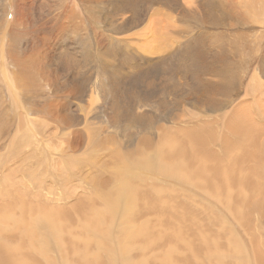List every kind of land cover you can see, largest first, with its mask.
<instances>
[{
	"label": "rangeland",
	"instance_id": "374dc122",
	"mask_svg": "<svg viewBox=\"0 0 264 264\" xmlns=\"http://www.w3.org/2000/svg\"><path fill=\"white\" fill-rule=\"evenodd\" d=\"M211 2L187 16L183 37L218 30L214 39L228 41L220 71L201 52L182 64L169 42L159 56L137 53V42L155 37L135 31L141 19L173 20L187 0H0V216L10 217L0 222V264H264V90L248 97L256 129L235 115L240 102L254 108L244 101L253 76L264 83V18L243 8L258 0ZM238 21L260 46L248 68L251 56L234 47ZM236 73L238 93L229 92ZM188 138L204 141L193 148ZM160 146L174 171H159ZM240 150L254 156L228 164ZM206 154L207 162L195 157Z\"/></svg>",
	"mask_w": 264,
	"mask_h": 264
},
{
	"label": "bare ground",
	"instance_id": "6f19581e",
	"mask_svg": "<svg viewBox=\"0 0 264 264\" xmlns=\"http://www.w3.org/2000/svg\"><path fill=\"white\" fill-rule=\"evenodd\" d=\"M209 1V0H208ZM210 2V1H209ZM186 3V2H185ZM188 4V3H187ZM190 5V4H189ZM211 5V4H210ZM250 5L251 4H249V2H246L245 4H244V9H247V11H248V15L252 18L251 20L252 21H255V17L257 18V21H259V18L261 17V16H263V18H264V0H258V2L256 3V4H252L253 5V7H250ZM207 6V5H206ZM208 8V7H207ZM205 9H206V7H205ZM252 11H251V10ZM208 10V9H207ZM209 20V19H208ZM230 21H232V20H230ZM209 23H210V21H208ZM212 22V21H211ZM213 23V22H212ZM211 23V24H212ZM155 24V23H154ZM226 24V23H225ZM241 23H240V21H238L237 22V24H235L234 26V36H235V38H236V43H235V48L236 49H239L240 51H242V56H243V54H248V55H250L251 57L249 58V60H248V64L245 66V64H244V62L242 63V66H243V68H248V66L249 65H251V64H249V61L254 57V56H256V52L260 49V46H258V45H256V44H252V42L250 41V37L251 36H253L254 35V32H255V29H252V26H250L249 27V29L248 30H245L244 29V26H245V24L246 23H242L241 25H240ZM156 25V24H155ZM155 25H153V26H155ZM211 27V26H210ZM212 28V27H211ZM210 28V29H211ZM247 28V27H246ZM230 31V30H229ZM224 32H226V31H224ZM224 35V34H223ZM203 37V36H202ZM253 38V37H252ZM259 39V38H258ZM238 40H240V42L238 41ZM228 42V41H227ZM231 42V41H230ZM229 42V43H230ZM255 43V42H254ZM196 44V43H195ZM205 44V43H204ZM227 44V43H226ZM232 44V43H231ZM184 45V44H183ZM194 46V45H193ZM230 46V45H229ZM156 47L159 49V46H157L156 45ZM12 49V48H11ZM235 49V50H236ZM198 50V49H197ZM231 50H233V48L231 47ZM236 52V51H235ZM235 54V53H234ZM198 57H200V56H198ZM258 57V56H257ZM256 57V58H257ZM201 58V57H200ZM219 58V57H218ZM224 59V58H223ZM227 59V58H226ZM243 59V58H242ZM225 60V59H224ZM254 60H256V59H254ZM258 60V59H257ZM261 60L262 61H264V58H261ZM222 61V60H221ZM226 61V60H225ZM229 61V60H228ZM15 62V61H14ZM16 62H18V61H16ZM15 62V63H16ZM21 62H22V60H21ZM20 62V63H21ZM254 62V61H253ZM13 63V62H12ZM226 63V62H225ZM237 63V62H236ZM195 64H197V63H195ZM238 64V63H237ZM23 65V64H22ZM28 65V63L26 64V66ZM223 65H226V64H223ZM240 65V64H239ZM238 65V66H239ZM229 65H227V66H225V67H228ZM255 66V65H254ZM237 67V66H236ZM250 67V66H249ZM238 68V67H237ZM20 69V68H19ZM205 69V68H204ZM203 69V70H204ZM254 71H256L255 69H253ZM198 71V70H197ZM228 72V71H227ZM227 72L226 71H224V73H226L227 74ZM249 72V71H248ZM222 73H223V71H222ZM261 73L263 74L264 72L263 71H261ZM208 74V73H207ZM211 74V73H210ZM260 74V73H259ZM23 75V74H22ZM21 75V76H22ZM219 75V74H218ZM220 77V76H219ZM226 78H228V74L226 75ZM252 78V77H251ZM262 78V77H261ZM220 79V78H219ZM218 79V80H219ZM243 79V78H242ZM251 80V79H250ZM259 81V82H258ZM238 83H239V81H238V78H237V73L236 74H233V76L231 75V78H229V80H226V88H230L231 89V91H229V92H232V91H236L237 93H238V87H239V85H238ZM219 84V83H218ZM222 85V84H221ZM224 86V85H223ZM216 87V86H215ZM225 88V87H224ZM221 89V88H220ZM263 90H264V83H262V82H260V77H258L257 75L254 77L253 76V79L251 80V83L249 82V86L247 87V89H246V93H245V96H246V100L244 99V101L246 102V105H247V107L248 108H251V107H254L255 105H254V103H253V100L251 101V100H249V96H253V93H254V95L256 96V94L257 93H259V94H263L262 92H263ZM226 91V90H225ZM228 92V93H229ZM234 93V92H233ZM218 94V93H217ZM215 96V95H214ZM95 97V96H94ZM93 97V98H94ZM212 97V96H211ZM230 98V97H229ZM3 99V98H2ZM117 102V101H116ZM219 102V101H218ZM219 103H221V102H219ZM241 103V102H240ZM240 103H239V107H240ZM211 105H214V106H216L217 105V103L216 102H214V103H212ZM237 106V105H236ZM235 106V107H236ZM257 109H258V111H261V112H264V100H262V103L261 104H259V102H257ZM239 107L236 109V113H235V115L236 116H238V117H240V119H241V117L242 116H245L246 118H245V122L247 121V120H251V122H248L247 123V130H254V129H256V127L257 126H255V123H253V121H252V118H254V115L256 114V107H254V108H252L251 110H249V111H241V110H239ZM189 110V109H188ZM188 110H186V111H188ZM234 112V111H233ZM189 113V112H188ZM250 117V118H249ZM198 118V117H197ZM196 119V118H195ZM240 119H239V121H238V124H237V129H236V132L238 133L239 132V122H240ZM211 121V120H210ZM195 122V121H194ZM197 123V122H196ZM210 123V122H209ZM178 125V124H177ZM192 125V124H191ZM250 126H253V128H250ZM226 129V128H225ZM228 129V128H227ZM190 130V129H189ZM192 130V129H191ZM191 132V131H190ZM261 132L262 133H264V128L261 130ZM196 134H198V133H196ZM229 134V133H228ZM199 135V134H198ZM201 135V134H200ZM200 135H199V137H200ZM246 135H247V133H246ZM245 135V136H246ZM189 136V135H188ZM202 136V135H201ZM206 136H209L208 134H206ZM263 136V135H262ZM194 138H195V136H193ZM203 137V136H202ZM190 138V137H189ZM186 139V141L185 142H189V144L191 145V146H193V148L194 147H197L198 145H200L199 144V141L201 142V141H204V140H202L203 138H201V140L200 139H198V141L197 142H195L194 141V138H191V139ZM158 139V138H157ZM177 139V138H176ZM192 140H193V142H195L194 143V145H192L193 144V142H192ZM183 141H184V139H183ZM244 141L245 142H248L249 141V139L247 138V137H245L244 138ZM177 142V141H176ZM187 142V143H188ZM198 143V144H197ZM205 143V142H204ZM263 145H264V139H263V141L261 142ZM203 144V143H202ZM202 144H201V146H202ZM197 145V146H196ZM230 145V144H229ZM228 145V146H229ZM176 146V145H175ZM178 146H180L179 144L176 146V147H178ZM24 148V147H23ZM31 148V147H30ZM185 148V147H184ZM231 148V147H230ZM167 149V148H166ZM176 149V148H175ZM178 149V148H177ZM205 149V148H204ZM158 154L156 153V155H155V153L153 154L154 156H153V158H154V160H155V162L157 163V164H159L160 166L158 167V169H159V171L160 170H162V169H165L166 168V165L165 164H163V155H164V151H163V147L162 146H160V147H158ZM156 150V151H157ZM186 150V149H185ZM184 150V151H185ZM189 150V149H188ZM232 150H233V148L232 149H230V152H232ZM183 151V150H182ZM208 151V150H207ZM228 152H229V150H227ZM238 151V150H237ZM200 152V151H199ZM24 153V152H23ZM153 153V152H152ZM182 153V152H181ZM190 153V152H189ZM208 153H209V151H208ZM215 153V152H214ZM226 153V152H225ZM233 153H234V151H233ZM240 153L242 154H237V152H235L234 153V156H233V154H231V153H229L230 154V156H231V158L230 157H228V161L229 162H227L228 164L230 163V164H234V163H236V164H240L241 166L244 164V162H246V161H248V160H250V158H251V155L252 154H250V153H246V155L244 154V153H242V150H240ZM183 154V153H182ZM191 154V153H190ZM197 154V153H196ZM198 154H200V153H198ZM197 154V155H198ZM211 154V153H210ZM167 155V154H166ZM212 155H214L213 153H212ZM184 156H186V155H184ZM188 156V155H187ZM192 156V155H191ZM203 156V158H201V156L199 155V156H196L195 155V157H196V159H197V157H199L200 159H203L205 162H207L208 160H209V155L207 156V154L204 156V155H202ZM224 156V155H223ZM252 156H254V155H252ZM165 157V156H164ZM176 157V156H175ZM189 157V156H188ZM163 158V159H162ZM193 158V157H192ZM199 158L197 159V160H199ZM179 159V158H178ZM189 159H190V157H189ZM189 159H187V160H189ZM255 159H256V156H255ZM182 160V159H181ZM190 161V160H189ZM255 161V160H254ZM27 162V161H26ZM198 162V161H197ZM197 162H195V163H197ZM199 162H200V160H199ZM202 162V161H201ZM221 162H222V160H221ZM261 162H262V160H261ZM28 163V162H27ZM190 163V162H189ZM193 163V162H192ZM212 165L214 166V167H216V168H219L220 166H221V164H220V161L219 160H212ZM26 164V163H25ZM202 164H203V162H202ZM261 164H263V162L261 163ZM250 165V164H249ZM260 165V164H259ZM191 166V165H190ZM202 166V169H203V165H201ZM233 166V165H232ZM251 166V169H252V165H250ZM230 168H232V167H230ZM259 168V167H258ZM167 171H174L173 169H171V168H168V166H167ZM190 169V168H189ZM206 170V169H205ZM222 173H223V171H225V169H224V167L223 168H220L219 169ZM230 170H232V169H230ZM158 171V172H159ZM166 171V172H167ZM192 171V170H191ZM190 171V172H191ZM194 171V170H193ZM242 172V171H241ZM35 173V172H34ZM168 173V172H167ZM180 173H182L181 171H180ZM227 173V172H226ZM259 172H256V174H258ZM32 174V173H31ZM233 174V173H232ZM247 174V173H246ZM260 174V173H259ZM34 175V174H33ZM179 175V174H178ZM196 175V174H195ZM199 175V174H198ZM239 174H236V176H238ZM242 175H243V173H242ZM253 175V174H252ZM176 176H177V174H176ZM202 176H204V175H202ZM209 176V178H210V175H208ZM221 176H223V174H221ZM17 177V176H16ZM160 177V176H159ZM180 177V176H179ZM188 177V176H187ZM215 177L216 176H214V179H215ZM247 177V176H246ZM196 178L197 177H195V180H196ZM204 178V177H203ZM213 178V177H212ZM211 178V179H212ZM244 178V177H243ZM34 179V178H33ZM222 179H223V177H222ZM246 179V178H245ZM256 179V178H255ZM197 180H198V178H197ZM196 180V181H197ZM217 180V179H216ZM228 180V179H227ZM226 180V181H227ZM202 181H203V179H202ZM229 181V180H228ZM234 181V180H233ZM239 181H241V180H236V183H238ZM242 181H244V180H242ZM241 181V182H242ZM253 181H254V179H253ZM201 182V181H200ZM214 182H217V181H215L214 180ZM222 182V181H221ZM225 182V181H224ZM232 182V181H231ZM235 182V181H234ZM234 182H232L233 184H235ZM246 182H248V180L246 181ZM246 182H244V183H246ZM203 183H205V182H203ZM207 183V182H206ZM158 184H160V183H158ZM226 184V183H225ZM238 184H240V183H238ZM247 184V183H246ZM229 185H231V184H229ZM242 186H244V185H242V183H241V186L240 187H242ZM169 187V186H168ZM202 187V186H201ZM205 187V186H204ZM223 187V186H222ZM253 187V186H252ZM224 188V187H223ZM239 188V187H238ZM164 189H166V188H164ZM244 189V188H243ZM264 189V188H263ZM207 190V189H206ZM205 190V192H207ZM211 190V189H210ZM226 190V193L228 194V192H229V189H225ZM228 190V191H227ZM231 190V189H230ZM209 191V190H208ZM219 191V190H218ZM216 192H217V190H216ZM215 193V189H214V191L212 192V194H214ZM220 193L221 192H219V194H218V196L220 195ZM260 193V192H259ZM206 194V193H205ZM234 194V193H233ZM208 195V194H207ZM229 196H230V194H228ZM252 195V194H251ZM262 195V194H261ZM24 196H26V195H24ZM211 196V195H210ZM216 196V195H215ZM215 196H212V197H215ZM223 196V195H222ZM256 196V195H255ZM224 197V196H223ZM231 197H232V195H231ZM235 197H236V195H235ZM253 197V196H252ZM257 197V196H256ZM261 197V196H260ZM218 198V197H217ZM227 198V197H226ZM225 198V199H226ZM241 198V197H240ZM251 198V197H250ZM255 198V197H254ZM254 198H253V200H254ZM258 198V197H257ZM25 199V198H24ZM219 199V198H218ZM225 199H224V201H225ZM233 199H235V198H233ZM237 199H239V198H237ZM237 199H235V202H238V201H236ZM252 199V198H251ZM253 200H251L252 201V203H254L255 202V205H256V201H254L253 202ZM223 201V200H222ZM239 201H240V199H239ZM248 201H250V199H248ZM250 201V202H251ZM228 202V201H227ZM229 202H232V201H229ZM241 202V204H243L242 203V200L240 201ZM240 202H238V203H240ZM21 203V202H20ZM24 203V202H23ZM179 203V202H178ZM181 203V202H180ZM236 204V203H235ZM257 204H259V203H257ZM33 205V204H32ZM233 205V204H232ZM238 205V207H244L243 205L242 206H240L239 204H236V206ZM193 206V205H192ZM232 207V206H231ZM231 207H229L228 208V206H227V208L228 209H230ZM246 207V206H245ZM233 208H234V206H233ZM237 208V207H236ZM235 208V209H236ZM260 208V207H259ZM238 209V208H237ZM251 209H252V207H251ZM233 210V209H232ZM240 210V209H239ZM244 210V209H243ZM255 210V209H254ZM253 210V211H254ZM256 210L259 212V210H258V208H256ZM256 210H255V212H256ZM261 210V209H260ZM247 210H245V212H246ZM242 212H244V211H242ZM26 213V212H25ZM239 213H240V211H239ZM238 213V214H239ZM263 213V212H262ZM261 213V211H260V213H259V216H260V214H262ZM236 214H237V212H236ZM235 214V216L236 217H238V218H241L242 220H243V214L244 213H242V214H240L239 216H237ZM249 214H251L250 212H249ZM264 214V213H263ZM42 215H44V214H42ZM243 215V216H242ZM25 216V215H24ZM243 218H242V217ZM261 216H263V215H261ZM44 217H46L45 215H44ZM264 217V216H263ZM246 218V217H245ZM260 219V218H259ZM8 220H10V217L9 216H7L6 214L5 215H2V216H0V222L1 223H3V222H7ZM240 221V223L242 222V223H244L243 221ZM250 221V220H249ZM98 223H100L99 221H98ZM135 223V222H134ZM133 223V224H134ZM73 224V223H72ZM51 225V224H50ZM130 225H132V223L130 222ZM50 227V226H49ZM54 227V226H53ZM52 226L50 227V229L51 230H53V232L54 233H56V232H59V230L61 231V229L60 228H57V226L55 227V228H53ZM86 227H88V228H86V230L87 231H89V230H94L96 227H98L96 224H92V226H86ZM139 227H141V226H139ZM57 228V229H56ZM210 228V227H209ZM100 229V228H99ZM36 230V229H35ZM34 230V231H35ZM49 230V229H48ZM105 230V229H104ZM142 230V229H141ZM141 230L140 229H133V230H131V234H135V235H137V234H139V233H141ZM101 231V230H100ZM99 231V232H100ZM30 233V232H29ZM28 234V233H27ZM44 234H45V232H44ZM87 234V233H86ZM129 234V233H128ZM102 235V234H101ZM57 236V235H56ZM84 238V237H83ZM24 239H26V238H24ZM90 239V238H89ZM88 238H87V240H89ZM129 239H132V236H130L129 237ZM94 240V239H93ZM228 240V239H227ZM230 240V239H229ZM229 240H228V242H229ZM231 240H233L232 238H231ZM86 241V240H85ZM204 242V241H203ZM76 244H77V242H76ZM264 244V243H263ZM18 245V244H17ZM87 243H84L83 244V246L82 245H80V250H81V252H86V247H87ZM20 246H21V244H20ZM123 246V245H122ZM126 246H127V244H126ZM261 246V245H260ZM19 247V246H18ZM79 247V246H78ZM231 248V247H230ZM5 254V253H4ZM8 257V256H7ZM118 257V256H117ZM239 257V256H238ZM262 258V257H261ZM117 259V258H116ZM16 260V259H15ZM121 260V259H120ZM229 261V260H228ZM3 262H4V259H3ZM3 262H2V264H3ZM11 262V261H10ZM253 262H254V260H253ZM17 263V262H16ZM5 264V263H4Z\"/></svg>",
	"mask_w": 264,
	"mask_h": 264
},
{
	"label": "crops",
	"instance_id": "0c3cea01",
	"mask_svg": "<svg viewBox=\"0 0 264 264\" xmlns=\"http://www.w3.org/2000/svg\"><path fill=\"white\" fill-rule=\"evenodd\" d=\"M182 1L184 2V0H181V4H182ZM209 1L208 0H187L188 4H190V7L188 6L185 7L182 4L180 5L178 9L174 8L173 9V20H171L172 17H168L164 12L163 13L161 12L162 14L161 17H155V18L148 17L146 20V23L142 22V19H141V23L139 25L140 28L138 26L137 27L130 26L129 28H139L138 30H135V31H137L140 35L142 34L149 35V33L152 32V36H155L153 39H150V42H147V40L142 42V39L139 42H137L139 45V48L137 49V53L140 56H143L145 58L146 57L149 58V56H154V57L159 56L160 54L165 53L166 48H167V43L169 42L170 49L173 51L172 52L173 55L179 56L181 58L182 64L188 65L187 61L188 60L191 61V55L196 54L197 52H201V55L203 53V55L208 57V60H206V63L208 66H210V68L215 67V69L216 68L218 69L216 71L222 70L223 69L222 64H225L226 62L224 61L226 57L224 53H226V50H227L226 43L228 42L227 41L224 42V38H222V36H218L214 39L213 35H217L218 30L216 29H210V30L203 29L202 30L199 28V31L201 33L200 37L192 41L187 40L183 37V35L186 34L187 28L189 27V20L187 16H190L191 14L195 13L196 9L201 7V4H203L204 6L203 9H205V7L207 8L208 6L212 7V5L210 4H213V3L211 2V0ZM177 25L180 27L178 31V34L180 35L173 34L171 36L170 33L166 31V28L171 27L170 31L172 30V28H175L174 30H177L176 29ZM202 33H206V35L203 36ZM158 36H160L161 38L158 39ZM194 41L196 42V44H199V45H196L197 47L194 46L195 48L192 45V44H195L193 43ZM152 43L159 46L160 49H158L156 52L149 51V46ZM200 43L203 45H201ZM197 49L199 50L197 51ZM227 58H228V55H227ZM217 59H218V63H217ZM220 67L221 69H219ZM202 71L205 73H210V71L207 68H205ZM219 87H221V84Z\"/></svg>",
	"mask_w": 264,
	"mask_h": 264
}]
</instances>
